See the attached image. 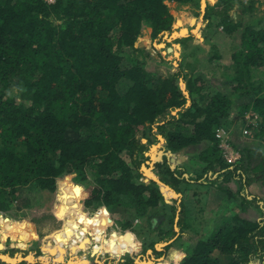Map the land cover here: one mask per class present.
I'll list each match as a JSON object with an SVG mask.
<instances>
[{"label":"trees","instance_id":"1","mask_svg":"<svg viewBox=\"0 0 264 264\" xmlns=\"http://www.w3.org/2000/svg\"><path fill=\"white\" fill-rule=\"evenodd\" d=\"M236 2L240 11L233 16ZM169 3L201 6V0H0V211L33 204L22 188L55 191L61 179L67 177V182L76 173L85 185L84 204L96 210L88 218L92 231L106 234L111 217L119 215L124 229L138 224L147 229L145 234L157 230L159 236L147 234L144 248L161 255L172 242L162 250L156 242L193 228L204 209L201 192L216 188L236 199L240 211L258 207L263 216L240 211L219 215L212 232L194 243L181 264H264V195L248 188L254 181L264 183V15L253 0L208 3L209 48L193 42L191 34L181 36L182 57L174 66L136 45L138 39L150 43L149 30L153 39L162 40L172 34L173 23H182L187 7L175 11V20ZM194 20L190 16L187 21ZM220 25L239 38L231 45L228 62L216 60L223 51L211 41ZM188 31L187 26L181 30ZM176 47L171 50L178 55ZM217 74L231 80L228 92L211 89L209 77ZM246 111L256 121L248 123ZM235 113L246 121V137H253L242 146L230 139L241 153L230 162L216 130L231 129ZM158 134L164 136L165 151L188 147L185 161L172 167L165 154L154 167L163 181L183 193L181 201L179 196L168 201L157 180H143L141 166ZM166 193L168 198L173 194ZM2 212L0 252L8 236L14 246L27 248L41 234L24 211L17 221ZM62 231L60 226L47 234L45 254L37 248V261L31 264L69 258L74 264L90 263V258L72 259L70 247L47 250ZM140 246L124 249L109 243L91 256L109 252L118 257ZM136 259L130 255L125 263L140 264ZM0 264L13 263L0 257Z\"/></svg>","mask_w":264,"mask_h":264},{"label":"rangeland","instance_id":"2","mask_svg":"<svg viewBox=\"0 0 264 264\" xmlns=\"http://www.w3.org/2000/svg\"><path fill=\"white\" fill-rule=\"evenodd\" d=\"M203 1L206 2V6L208 3L212 4L216 2V0H201V6L176 5L175 7H172V5H170L169 3L170 10L174 14L175 20L177 19L175 11L186 7L188 14L195 18L193 23L190 21L186 22L187 29L189 30L188 34H177L176 36H172V34H167L168 36L164 37L162 40H155L152 38L149 30V35L151 38L150 43L145 45L143 44V41H139L138 39L136 41V45L148 48L155 60L161 61L162 59H167L171 61L174 66H177L179 64V59L182 57L183 45L182 42L179 40L181 36H187L191 34L193 35V42L200 44L206 43L205 46L206 49H208L210 46V41H205L206 25L208 23V19L205 16L206 6L203 7L205 5ZM242 1H245L249 4L252 0ZM253 2L254 5L257 6L256 11L258 12V14L264 15V0H253ZM239 11L240 3L236 2L231 12L233 16H236L237 12ZM246 17L247 15H245V18ZM184 21L185 19L182 21L181 24L177 26L175 25V23H173V32L180 33ZM238 39V37L234 38L232 35L226 33L223 30V26L220 25L218 29L214 33H212L211 41H216L218 44H220V47L223 51V56L220 59H215L220 60L222 62H228L231 58V45H233L236 40L238 41ZM177 44H179V54L175 55L172 50L168 49V46H172L173 49H177ZM200 51L203 52V54H206V50ZM180 80L182 82V85L186 87L184 79L181 78ZM208 83L211 89L213 90L220 89L222 91L228 92L231 87V80H226L219 74H217V76L215 77H209ZM186 92L188 93L187 90ZM247 114L251 115L252 111H246V117ZM236 117L237 118L234 125H232L231 129L229 130L231 133V138L235 139V141L240 146H242L245 143L246 138H248L249 140L252 139L253 134L246 137L245 134L247 133H243L245 132L244 129L246 127V121L244 123V119L241 115L236 114ZM160 135L162 134H158L159 140L151 144L149 150L147 151V153L150 155V158H148L142 163L141 170L143 172V180H146L145 177L148 178L146 181H148L150 178L147 172H145V170L143 169V166L149 168L151 167V172H154V167L156 164V162H154L153 160L154 155L159 150L165 151L164 141H162L164 137L160 138ZM186 157V159H188V154ZM177 159L178 160L174 161L175 163H181L186 160L181 159L180 157H178V155ZM172 164L173 163H171V165ZM68 177L69 180L67 182H63L67 179V177L60 180L59 188L55 191L42 190L37 187L30 186L22 188V195L31 196L33 204L29 205L28 207H24L20 210L16 206H14L9 211L2 213L9 214L14 217L15 220H17L18 216L22 215L21 212L24 211L26 213L24 217H26L31 222L33 228L36 225L41 227V234H38L37 236L33 237V240L31 241L32 243L29 244V246L25 249H21L19 247H9V245H7L6 248L3 249L1 252L10 254L12 252L14 254L16 252H22L23 255H25L26 252L33 253L37 250V248H40L42 253H44L42 249V244L44 243V241H46L47 234L61 226L64 232L62 231V233L54 235V239L49 241L47 250L50 253H57L59 250L65 247H70V251L75 254L72 259H77L79 261H89L88 259L90 258L89 264H95L96 262L97 264H117V262L120 264H126L125 262L128 256L130 255H136V258L138 260L151 259L153 264H181L185 259L186 255L191 253L194 243L199 238H206L210 234V232H212L214 226L217 224V222L220 221L219 219H217L219 215L221 216L224 214H230L234 211H240L239 204L237 203L238 201L236 199L230 200L227 194L225 192H221L219 189L212 188L210 189V192H208L206 195L204 191L201 192V205L204 209L202 213H200V216L197 218V220L194 221V227L189 229L187 228L183 234H176L175 237L167 241L159 240L158 242H167L165 245L162 246V248H159V250L164 249L165 246L170 242H172V245L166 249L165 253L158 255L154 252V250L150 252L148 251V249L144 248V242L146 241V239L148 240L147 234L155 235L157 234V230L150 231V233L146 231L147 233L145 234V230L147 229L142 230L141 225L138 224L136 225L137 227H135L134 229H124L122 228L119 222V215L111 217L112 222L108 225V227H106V234H104L102 230L92 231L88 223V218L89 215H93L96 210H94L93 207H87L84 204L85 185L80 181V179H78L76 173H70ZM248 188L253 189V192L258 194L259 196L264 195L263 180L254 181L252 185ZM174 196L181 197V194L171 195L169 199L173 200L172 198ZM188 196L189 193L185 194L184 200H188L186 198ZM171 200L169 201L172 202ZM260 202L262 204L263 200H261ZM102 208L103 206L99 207L98 210H101ZM240 212L244 216L247 215L256 218H261L263 216V209H260L258 207H251L246 212ZM129 216L130 215H128L126 218H128ZM192 216L193 215H190L189 219ZM2 219L3 217L0 215V222ZM116 219H118V221H116ZM135 221L136 223L139 222V220ZM141 222H144V220H141L140 223ZM35 223L36 225H34ZM175 226L177 230H180L178 225ZM130 233H132L133 235H131ZM157 236L159 235L157 234ZM109 243H113L115 246L124 249H133L134 245L137 246L136 248H138L139 243L141 246L136 251L125 250L118 257L112 256L109 252H106L104 256L100 255V258L98 256H94V258L91 256L92 252L104 249ZM12 248H16L18 250L12 251ZM70 259L71 258H69L68 260H64L63 262H67ZM101 259L104 260L103 263ZM29 262L30 261H27V264H29Z\"/></svg>","mask_w":264,"mask_h":264},{"label":"water","instance_id":"3","mask_svg":"<svg viewBox=\"0 0 264 264\" xmlns=\"http://www.w3.org/2000/svg\"><path fill=\"white\" fill-rule=\"evenodd\" d=\"M203 2L205 3V5H204V7H205L206 6V2L205 1H203ZM173 35L176 36L177 34H175V32H173L172 33V36ZM167 36L168 35H166L165 37H167ZM171 48H172V46H168V49L169 50H171ZM163 137H164L163 135H160V138H163ZM144 140L146 141L147 139L144 138ZM187 149H188V147L187 148H183L179 152H174V151H171V150H167V151L159 150L154 155L153 160H154V162H156L157 160H162L163 159V154L166 153V155H168L170 157L172 163L175 165V162L174 161L179 159V158L177 159V155H178V157H182L184 155L185 158H183V160H185L187 158L186 157L187 156ZM173 164H172V167L174 166ZM143 169L145 170V172H147V174L150 176V178H153V179H155V180H157L159 182V184L161 185V188H162V190H163V192H164V194H165V196H166V198H167L168 201L170 199L168 198V195L166 193V190H168L169 192L172 191L173 192L172 195H180L181 194V192H178L175 188H173L168 183H166L165 181H163L156 173L151 172V170H152L151 167L149 168V167L143 166ZM166 243L167 242H157L155 244V247L157 249L162 248V246L165 245ZM148 251L151 252V251H153V249L152 248H149ZM0 257H3L6 261L11 262L13 264H16L17 262L22 261V260H27V261L29 260V261H33V262L37 261V259H35V257L33 256V253H30V252L27 253V254H25V255H23L22 252H16L14 255H11L10 253L0 252ZM54 260L57 262V264H74L70 260L67 261V262H60V261H58L56 259H54ZM137 260L138 259H136V261ZM145 261H149V260H138V262L140 264H143V262H145ZM117 264H120V263L117 262Z\"/></svg>","mask_w":264,"mask_h":264},{"label":"built area","instance_id":"4","mask_svg":"<svg viewBox=\"0 0 264 264\" xmlns=\"http://www.w3.org/2000/svg\"><path fill=\"white\" fill-rule=\"evenodd\" d=\"M252 114L251 115L247 114V117L249 118L248 123L256 121L254 119H251ZM244 131L245 133H247L249 129L246 127ZM216 135L220 137L219 145L223 149V155L225 156V158L230 162L237 161L241 157V153L230 141L231 139L230 130L223 126L218 127L216 130Z\"/></svg>","mask_w":264,"mask_h":264},{"label":"crops","instance_id":"5","mask_svg":"<svg viewBox=\"0 0 264 264\" xmlns=\"http://www.w3.org/2000/svg\"><path fill=\"white\" fill-rule=\"evenodd\" d=\"M186 15H187V16H186ZM186 15H185L186 17H184L185 21H184V23H183V25H182V27H181V30H182V28L186 27V25H187V23H186V22H188L187 20H188V18L191 16V15H189L188 13H187ZM184 19H183V20H184ZM194 31H197V30H194ZM188 32H189V31H188ZM188 32H187V33H186V32H184V33H181V32H180V33H178V32H175V34H180V35H183V34H188ZM185 175H187V176H188V175H189V173H187V172H186V173H185ZM182 196H183V193L181 192V197L179 198V199H180V201H181V199H182ZM0 212H2V211H0ZM15 221H17V220H15ZM9 237H10V236H8V237H7V239H6V243H7V245H9V247H18V246H14V245L12 244V242H11V241L13 240V238H12V239H10ZM32 238H33V237H32ZM32 238H31V240H30V243H29V244H31V243H32V242H31V241L33 240ZM19 248L23 249V247H19ZM24 249H25V248H24ZM1 251H2V250H1ZM28 261H29V260H28ZM32 262H33V261H30V262H29V264H31Z\"/></svg>","mask_w":264,"mask_h":264},{"label":"flooded vegetation","instance_id":"6","mask_svg":"<svg viewBox=\"0 0 264 264\" xmlns=\"http://www.w3.org/2000/svg\"><path fill=\"white\" fill-rule=\"evenodd\" d=\"M165 154H166V153L163 154V158H164V155H165ZM162 160H163V159H162ZM157 161H159V160H157ZM157 161H156V162H157ZM170 161H171V159H170ZM158 176H159V175H158ZM159 177H160V176H159ZM179 198H180V197H179ZM178 200L180 201V199H178ZM92 257L94 258V255H92Z\"/></svg>","mask_w":264,"mask_h":264}]
</instances>
